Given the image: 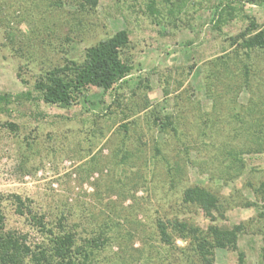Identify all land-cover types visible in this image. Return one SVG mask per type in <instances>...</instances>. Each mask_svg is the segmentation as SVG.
Here are the masks:
<instances>
[{"label":"rangeland","instance_id":"1","mask_svg":"<svg viewBox=\"0 0 264 264\" xmlns=\"http://www.w3.org/2000/svg\"><path fill=\"white\" fill-rule=\"evenodd\" d=\"M228 1L0 0V95H11L0 112L6 229L32 244L45 237L39 221L78 246L106 236L96 264H201L191 236L168 221L241 223L237 248L216 247L212 264H237L239 251L245 264H264V198L252 190L264 181V51L247 56L235 39L251 20L264 24V4L236 1L215 27ZM120 30L133 67L122 81L90 86L70 106L38 98L40 76L81 63ZM192 186L210 189L222 216L184 201Z\"/></svg>","mask_w":264,"mask_h":264},{"label":"trees","instance_id":"2","mask_svg":"<svg viewBox=\"0 0 264 264\" xmlns=\"http://www.w3.org/2000/svg\"><path fill=\"white\" fill-rule=\"evenodd\" d=\"M87 1L93 6L97 2V0ZM164 1L172 3L175 0ZM236 1L264 4V0H229L217 14L215 27L221 23L222 19L225 20V17H222L224 12L227 16H230L235 10L239 9L234 6ZM235 39L239 42V48L246 51L247 56L251 51H264V24L258 25L251 20L249 27H246V31L237 34ZM127 44V32L125 30L117 31L87 47L81 63L71 62L64 68L55 67L47 71L45 75L40 76L35 81L33 89L43 102L59 106L72 105L76 98L90 86L106 91L122 81L133 69L130 62L121 56ZM19 97V95H16V98ZM10 100V94L0 95V112L3 113L7 110ZM7 126L15 129L14 123L9 122ZM258 133H261V137L264 138V130L260 129ZM261 144L264 146V143ZM222 148L229 157L232 156L233 163L235 162L238 167L243 168L244 163L240 157H237V151L228 147ZM251 186L253 185L251 184ZM252 190L259 195L263 194L262 198H264V181L257 187L253 186ZM183 200L196 204L206 212L216 209L221 214L223 210L218 203L220 202L219 199L211 193L210 189L203 186L187 187L183 191ZM211 220L214 221L215 218L212 216ZM168 222H171L170 230L177 232V236H180L184 241L191 236L192 239H189L191 252L203 264H212L216 247L236 249L238 235L244 228L241 223L234 224L231 227L213 223L203 230L197 226H189L183 220L179 222L178 219H175V221ZM36 224H38V231L45 234V237L41 242L32 244L28 241L27 235L5 228L0 210V264H96L94 253L99 251L98 249L109 240L106 236L100 237L99 241L92 238L86 240L85 245L78 246L75 243L73 233L62 229L52 230L47 228L43 221ZM159 224L161 239L163 241L168 240V237L171 236L170 232L167 231L164 222ZM244 258V253L239 251L237 264H245Z\"/></svg>","mask_w":264,"mask_h":264}]
</instances>
